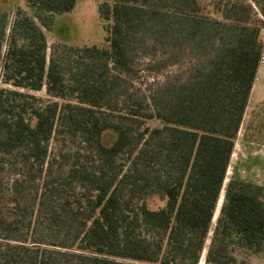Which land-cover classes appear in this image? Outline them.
Listing matches in <instances>:
<instances>
[{"label": "trees", "instance_id": "1", "mask_svg": "<svg viewBox=\"0 0 264 264\" xmlns=\"http://www.w3.org/2000/svg\"><path fill=\"white\" fill-rule=\"evenodd\" d=\"M25 2L38 23L0 13V264L263 253L264 185L225 180L264 7L259 19L248 0H101L104 45L48 46L43 28L77 0Z\"/></svg>", "mask_w": 264, "mask_h": 264}, {"label": "rangeland", "instance_id": "2", "mask_svg": "<svg viewBox=\"0 0 264 264\" xmlns=\"http://www.w3.org/2000/svg\"><path fill=\"white\" fill-rule=\"evenodd\" d=\"M203 1L210 2L211 0ZM248 1L253 6V13L257 18L263 19L261 8L264 7V0H258V3L253 0ZM100 3L101 0H77L73 11L54 17L52 27L43 28L48 46L55 43L72 46L104 45L107 36L105 30L107 22L100 15ZM3 12L7 14L9 27L19 15L28 16L36 23H38V16L41 15L37 10L27 5L25 0H0V13ZM260 39L264 43V29L260 33ZM148 61L149 59L146 58L139 59L138 68L143 69ZM146 75L147 73L144 71L138 75L142 88L146 86ZM37 95L44 96V92H38ZM234 172H237L243 179L264 185V64H261L252 88L225 184ZM223 194L224 192L221 195L218 210L223 200ZM158 204H160L158 201L150 202L152 207H157ZM208 243L209 241L207 245ZM237 255L246 258L249 264H264V252L253 254L241 250ZM135 264L147 263L137 262ZM200 264H204V259Z\"/></svg>", "mask_w": 264, "mask_h": 264}, {"label": "built area", "instance_id": "3", "mask_svg": "<svg viewBox=\"0 0 264 264\" xmlns=\"http://www.w3.org/2000/svg\"><path fill=\"white\" fill-rule=\"evenodd\" d=\"M261 64H264V55L261 58Z\"/></svg>", "mask_w": 264, "mask_h": 264}]
</instances>
